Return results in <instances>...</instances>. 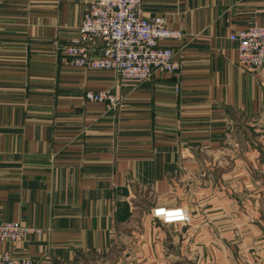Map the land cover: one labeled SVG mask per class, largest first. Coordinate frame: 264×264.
I'll list each match as a JSON object with an SVG mask.
<instances>
[{
    "label": "crops",
    "instance_id": "0c3cea01",
    "mask_svg": "<svg viewBox=\"0 0 264 264\" xmlns=\"http://www.w3.org/2000/svg\"><path fill=\"white\" fill-rule=\"evenodd\" d=\"M79 0H0V252L36 264H264V67L231 34L264 0H142L181 39L179 74L132 84L70 65ZM92 56L101 42L94 39ZM177 88V90H176ZM114 95L115 107L84 98ZM182 208L187 222L155 208Z\"/></svg>",
    "mask_w": 264,
    "mask_h": 264
},
{
    "label": "built area",
    "instance_id": "2783aa9c",
    "mask_svg": "<svg viewBox=\"0 0 264 264\" xmlns=\"http://www.w3.org/2000/svg\"><path fill=\"white\" fill-rule=\"evenodd\" d=\"M85 5L78 26V35L62 47L70 65L86 69L112 71L132 84L144 82L154 74H179L181 65L176 52L160 45L162 40L181 39L183 33L166 25L163 17L146 18L140 14L142 0H79ZM99 39V55L92 56L91 42ZM237 42L238 64L248 69L264 67V23L249 25L229 37ZM177 90V88H176ZM84 98L106 103L112 107L117 101L104 90H86ZM155 217L162 221L187 222L189 214L182 208H155ZM42 229L18 221L0 220V242L21 243ZM0 264H36L30 258L14 257L0 252Z\"/></svg>",
    "mask_w": 264,
    "mask_h": 264
}]
</instances>
